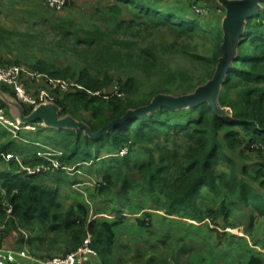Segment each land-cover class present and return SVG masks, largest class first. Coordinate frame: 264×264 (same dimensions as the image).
I'll return each mask as SVG.
<instances>
[{"label":"trees","instance_id":"1","mask_svg":"<svg viewBox=\"0 0 264 264\" xmlns=\"http://www.w3.org/2000/svg\"><path fill=\"white\" fill-rule=\"evenodd\" d=\"M115 2L109 8L115 17L112 35L99 30L87 31L79 32L75 39L76 47L84 45L85 50L91 52L90 60L96 55L93 60L96 63L118 68L128 66L147 74L159 72L160 56L154 48L135 53L133 42L122 36L135 25V21L120 20L123 7H128L132 16L141 21L138 25L147 30L180 33L190 39L204 38L210 32L215 41L211 56L192 53V50L198 52V45L181 50L204 75L196 81L186 72H177L181 83L188 85L180 94L168 87L141 93L132 78L117 80L116 94L104 91L112 82L110 76L101 79L85 68L78 80L83 89H75L62 98L55 97L54 102L63 109L61 115L71 114L76 118L82 112L90 113V119L79 121L88 124L94 133L131 112L128 120L115 125L99 140L89 138L82 130L43 129L36 122L31 124L38 131L34 132L35 138L24 141L27 133L23 130L14 137L0 126V140H5L0 145V153L14 155L10 161L0 155L3 168L0 170V242L12 234L22 237L20 229L32 234L39 228L43 236H49L52 245L65 238L66 255L76 252L89 240V248L102 264L112 262L122 245L115 227L127 217L119 210L115 221L91 219L89 202L75 200L67 206L68 197L61 191L72 187L73 183L68 175L63 176L67 174L65 167L75 168L76 173L84 168L94 172L90 177L97 181L93 186L98 197L118 200L115 202L119 206L131 210L136 209L141 196L151 199L160 196V208L169 216L196 222L208 216L213 220L222 219L227 225L238 204L264 215L261 193L239 178L237 164L227 154L243 147L252 149L256 144L264 156V3L262 10L248 19L238 55L222 86L220 104L231 116L226 117L217 115L208 103L180 110L162 107L153 112L138 111L158 94L186 95L213 77L222 56L221 23L208 31L199 20L183 16L178 7L164 8L161 0ZM1 65L6 62L0 60ZM32 70L54 78L70 76L69 69L59 70L44 61L33 65ZM0 88L15 96L10 87L0 85ZM2 106L6 107L4 103ZM32 109L33 106H25L26 114ZM16 156L22 159L21 165L17 164ZM54 162L60 168L54 169ZM220 163L229 165L230 173H220L217 169ZM23 167L34 173H28ZM39 167L44 169L36 172ZM45 168L52 169L44 172L48 171ZM258 179L264 187V169L258 173ZM221 189L226 192L224 201L216 209L205 210L202 206L204 191L216 195ZM232 197H237L239 203L232 202ZM27 241L31 243V237ZM250 264L264 263L253 257Z\"/></svg>","mask_w":264,"mask_h":264},{"label":"rangeland","instance_id":"2","mask_svg":"<svg viewBox=\"0 0 264 264\" xmlns=\"http://www.w3.org/2000/svg\"><path fill=\"white\" fill-rule=\"evenodd\" d=\"M161 2V6L166 9L178 7L183 16L199 20L208 31L218 26L225 15V11L219 6L217 0H161ZM113 4H116L115 0H71L65 8L56 10L47 5L46 0H0V60H4L6 64H20L29 70H32V66L40 61L49 63L59 70L69 69L70 76L68 78L57 79L73 84L70 92L75 90L76 85H80L78 82L79 75L85 68L91 74H98L101 79H104L107 75L110 76L112 82L104 91L115 92L116 94L118 93L117 80L127 81L132 78L135 82L136 90L146 94L154 90L161 91L167 87L176 94L182 93L188 85H183L176 76V73L180 71L190 74L196 81L201 80L204 75L203 71L198 69L189 58L185 57L181 50L183 47L193 49L195 45H198V52L192 50V53H198L206 57L211 56L215 50V41L210 32L206 33L204 38L196 37L190 39L180 33L165 30H147L145 27L138 25L141 24V21L137 17L132 16V12L128 7H123L120 20L135 21V25H131V28L126 33H123L122 36L133 42L135 53H138L140 49L154 48L155 52L160 56L161 66L159 72L157 74H147L144 71L128 66L118 68L115 65L110 66L102 62L96 63L93 61L96 55H92L90 60L91 52H87L84 45H77L76 47L75 39L79 32L87 31L99 30L112 35L115 17L109 11V8ZM82 36L84 35L82 34ZM47 76L54 78L50 74H47ZM10 89L13 90L12 88ZM52 98L54 100L55 96L53 95ZM109 115L112 116V113ZM89 116L90 113L82 112L78 114L76 119H90ZM39 124L41 125L40 122ZM27 130L24 129L22 131L27 133L26 136H23L24 141L34 139V134L38 132L36 130ZM44 134L49 133L45 132ZM3 142H5L4 139L0 140V145ZM258 148L256 144L252 146V149L243 147V150L248 153L246 156L243 153L237 155V150L228 151L227 154L236 162L237 169H241L242 179L250 182L255 187V190L264 195V187H261L260 182H258L260 180L258 179V173L264 169V156L260 154ZM45 156H48V154H45ZM20 160L23 162L21 158ZM223 166L230 168L226 163H220L217 169ZM0 168L2 167L0 166ZM63 169L64 172H67L63 176L68 175L71 184L73 183L74 185L65 188L67 190L66 195L69 198L68 201L80 200L89 202L91 205V219H109L110 217L107 214L109 212H106L107 209L104 207L106 198L98 197L93 186L94 182L97 181L90 177L91 174L95 173L90 172L87 168L81 169L79 171L81 173H76L75 168L65 167ZM230 170L224 173L228 174ZM243 170L246 173H243ZM75 182L79 184H74ZM49 184L57 185L52 182H49ZM225 193L224 191L220 196H213L204 191L202 206L205 210L208 208L216 209L217 205L207 206L217 203V201L218 204L224 201ZM158 200H162V198L158 196L153 200L147 201L145 205L148 206V203L150 205L147 211L140 215L138 221L133 222L138 223L139 227L149 230L148 236L145 238H148V241H137L131 244L127 240L125 243L121 238H124L123 233H127V231L122 230L120 234L117 231L119 242L126 246V248L118 247L120 255L124 256V260L118 262V264L149 263L152 259H146V256L150 255V253V256H154L155 252L160 254L161 258L165 257L169 262L175 263L177 262L176 257L180 256L178 253L180 244H184L185 248L190 247L191 244H194L192 242L194 238L190 235L194 234L198 236V239L202 240L199 243L204 242V245H201L200 248L198 247V250L191 251L192 254H186L181 257L184 264H198L196 263L198 252L205 253L201 248H207L206 243L216 244V242L221 240L220 245L224 246L227 240L232 241L236 240V238L238 239L239 236H243L241 234L245 229H248V234L251 238L255 235V239L264 243V218L261 217L257 224L254 221L251 224L252 226L249 227L246 216L250 215L251 210L245 212L246 216L239 215L240 219L238 218L237 221L239 228L235 230H232L230 219L228 226L224 227L225 222L221 221L222 219L213 220L208 216H205L201 227H196L198 224L193 220L187 219L188 223H184L181 221V217H169L166 211L160 208L161 201ZM231 201L234 203L239 202L237 197H232ZM121 209L124 208L121 207ZM235 210L233 208L232 211ZM158 218H160V221ZM123 223L129 224L130 227L135 225L131 224L132 222L129 221V218L128 220L127 218L123 221L121 220L120 225ZM19 233L22 237L17 233V235L12 234L8 238L13 240L17 236L19 239L22 238L24 240L25 238L27 240L32 236L31 233L22 229H20ZM32 233L35 235L37 232ZM179 240L183 241L178 242ZM235 246L241 247V244H236ZM135 255L136 259L134 258ZM192 256L196 258H191ZM153 258H158V256ZM44 260L46 259L40 262Z\"/></svg>","mask_w":264,"mask_h":264},{"label":"crops","instance_id":"3","mask_svg":"<svg viewBox=\"0 0 264 264\" xmlns=\"http://www.w3.org/2000/svg\"><path fill=\"white\" fill-rule=\"evenodd\" d=\"M237 151H238L237 155L243 153V155L246 156L248 154L246 153L245 150H243V148H240ZM2 169L3 168H0V170ZM218 170L220 173H224V172H229L230 168L223 166V167H219ZM236 171H237L239 178L242 179V174L240 173L241 169L240 170L236 169ZM243 181L250 184V182H248L247 180L243 179ZM258 182L261 183V180H259ZM250 185L252 186V184ZM252 187L255 188L254 186ZM223 192H224V189H221L216 195L212 193H209V194L213 196H218V195L220 196ZM61 193L65 196L67 193V190L63 188ZM261 196L264 199V195L261 194ZM155 198L151 199L147 196H141L139 200L140 203L137 205V207H135L136 209H132V210L129 209L128 207L121 209V206H119V203L115 202L118 200L110 201V198L106 199L104 207L107 209L106 212H109L107 214L110 217L109 219L111 221L116 220V216L119 213V210H121L122 213L120 214H122L123 216H126L127 220L129 218V221L132 222L131 224H135L134 227H130L129 224H126V223H123L122 224L123 226L117 225L115 227V234H116L117 239L119 236L117 235V231L120 234L122 230H125L127 231V233H123L124 238L120 237L125 243L127 240L130 241L131 244L136 243L137 241L146 242L149 240L148 238L145 239L148 236L149 230H147L144 227H139L138 223H133V222L138 221L140 218V215L147 211V208L150 205L148 203V206H146L145 203ZM67 199L69 200V198ZM133 202L136 204L135 200H133ZM71 203L72 201L71 202L68 201L67 206H70ZM214 205H218V201L217 203L210 204L207 207L214 206ZM234 209L236 210L232 211L231 217H230V222L233 227L232 230L239 228L237 224L239 215L246 216L245 212L247 210L252 211L250 215L246 216L248 223H249V227L252 226L251 224L254 221L257 224L258 220L261 217L264 218V215H260L258 212L254 211V209H252L251 207H245V206H241L238 204L234 207ZM237 211H239V213H237ZM102 214L106 215L104 213ZM256 216L258 217L255 219ZM173 217L178 218L176 216H173ZM181 219H182L181 220L182 222L188 223L187 218H181ZM158 220L160 221V218H158ZM203 221L202 222L195 221V223L198 224L196 227H201L202 226L201 223H203ZM226 226H228V223L227 225L226 224L224 225V227ZM35 232H37L35 235L32 233L31 243L28 241L25 242V240H23L22 238L19 239L17 236H15L13 240L8 237L3 239V242L0 245V259L2 260V262L4 264H8V263L9 264H37L43 259L47 260V259H52L55 257L61 258L66 255L67 244H66L65 238H61L59 240V243L52 245V242L49 236H43L39 228ZM248 233H249L248 229H245L243 233L241 234L243 236H239L238 239L236 238V240H232V241L227 240L224 246L220 245L221 240L216 242V244H207L205 242L206 243L205 245H207V248H201V250H203L205 253L198 252L196 263L198 264H250V260L253 257L258 258L259 260H261V262L264 263V243L255 239V235L251 238ZM190 236L194 238V240L192 241L194 244H191L190 247H186V248L184 247V244H180V247L178 248L180 249V251H178L180 256L176 257L177 262L175 263L169 262L167 259H165V257L161 258L159 256L160 254H156L155 252L154 256H158V258H153L154 256L153 255L150 256L151 255L150 253V255L146 256V259H152V260L149 263L146 262L145 264H184L183 261L181 260V257H184L186 254H192L191 251L193 252L195 249L198 250L201 247V245H204L203 244L204 242L199 243L202 240L198 239V236L196 234L190 235ZM229 239H231V237H229ZM182 241L183 240H179L178 242H182ZM209 242H212V241H209ZM236 244L238 245L241 244V247H236L235 246ZM119 247L126 248V246H123V244L119 245ZM134 258L136 259V255L134 256ZM191 258H196V257L192 256ZM123 260H124V256L120 255V252L117 250L115 257L110 264H118V262H122ZM157 260L158 262H156ZM81 264H102V263L97 254L88 253L82 258Z\"/></svg>","mask_w":264,"mask_h":264},{"label":"water","instance_id":"4","mask_svg":"<svg viewBox=\"0 0 264 264\" xmlns=\"http://www.w3.org/2000/svg\"><path fill=\"white\" fill-rule=\"evenodd\" d=\"M217 3L223 8L225 15L221 20L222 56L218 60L213 77L186 95L158 94L148 106L138 110L140 113L153 112L162 107L180 110L208 103L217 115L231 117L220 104L222 86L238 55V48L241 38L246 32L248 19L262 10L264 0H217ZM0 101L6 105L11 117L21 125L40 122L43 129L82 130L86 136L93 140L101 139L115 125L128 120V115L131 114L129 112L121 120H115L101 128L99 132L94 133L88 124L77 120L71 114L61 115L63 109L52 100H47L33 107L29 114H26L24 105L12 94L3 91L1 88Z\"/></svg>","mask_w":264,"mask_h":264},{"label":"built area","instance_id":"5","mask_svg":"<svg viewBox=\"0 0 264 264\" xmlns=\"http://www.w3.org/2000/svg\"><path fill=\"white\" fill-rule=\"evenodd\" d=\"M71 0H46L47 5L56 10H61L69 4ZM0 85L10 87L15 92L17 100L26 106H37L47 100H53L52 96L61 98L64 94L69 93L73 84H69L66 81L50 78L47 74H42L37 71L29 70L20 64H6L0 66ZM75 89H83L81 85H76ZM75 91V90H74ZM71 93V92H70ZM0 125L7 128L14 137L18 136V132L24 129L35 130L36 127L31 125H21L17 123L9 114L8 110L2 106L0 102ZM0 155L6 160L10 161L14 155L4 156ZM50 156V155H48ZM47 157V156H46ZM45 157V158H46ZM17 163L21 165L19 157H15ZM54 169L60 168L57 162L53 163ZM42 167L37 168L35 171H41ZM50 171L52 168H45ZM23 170L28 173H34V170L30 168H24ZM96 254L89 248V240L85 242V245L78 249L76 252L65 255L64 257L47 259L37 264H81L82 258L88 254ZM0 264H4L0 259ZM9 264V263H8Z\"/></svg>","mask_w":264,"mask_h":264},{"label":"clouds","instance_id":"6","mask_svg":"<svg viewBox=\"0 0 264 264\" xmlns=\"http://www.w3.org/2000/svg\"><path fill=\"white\" fill-rule=\"evenodd\" d=\"M15 98H16V96H14ZM56 97V96H55ZM17 99V98H16ZM52 101H54V100H52ZM1 102V101H0ZM2 103V102H1ZM22 104V103H21ZM22 105H24V104H22ZM24 106H26V105H24ZM35 107V106H34ZM7 110H8V108L7 107H5ZM8 114L10 115V113H9V111H8ZM11 116V115H10ZM32 124V123H31ZM31 124H27V125H31Z\"/></svg>","mask_w":264,"mask_h":264}]
</instances>
